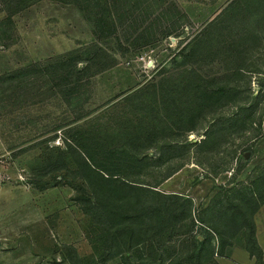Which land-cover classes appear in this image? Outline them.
I'll return each instance as SVG.
<instances>
[{
  "label": "rangeland",
  "instance_id": "1",
  "mask_svg": "<svg viewBox=\"0 0 264 264\" xmlns=\"http://www.w3.org/2000/svg\"><path fill=\"white\" fill-rule=\"evenodd\" d=\"M231 1L165 0L140 15L118 3L98 32L74 4L10 11L0 0V21L10 15L0 22V78L24 72L0 82V264H124L119 255L101 261L103 223L82 209L66 140L136 135L155 161L142 178L156 184L175 169L157 189L190 197L195 221L147 243L142 262L199 264L200 209L264 172V35L239 40V17L223 12ZM193 38L196 47L172 59ZM227 80L235 95L214 94ZM228 233L244 238L235 226ZM134 249L125 254L136 258Z\"/></svg>",
  "mask_w": 264,
  "mask_h": 264
},
{
  "label": "trees",
  "instance_id": "2",
  "mask_svg": "<svg viewBox=\"0 0 264 264\" xmlns=\"http://www.w3.org/2000/svg\"><path fill=\"white\" fill-rule=\"evenodd\" d=\"M2 1L6 9L15 11L39 0ZM57 1L76 5L88 20L96 24V29L100 32V28L109 29L112 25L113 9L118 3L125 4L124 12L129 15L135 13L140 15L143 8L159 7L165 0ZM161 9L166 15L170 6ZM227 11L228 14L239 17V40L250 37V42L251 40L257 42L264 35V0H232L223 10V12ZM8 19L10 15L0 22L4 23ZM181 23L180 17L174 29ZM195 47L196 38H193L186 42L172 59L176 60L180 51L190 52ZM252 48L248 52L251 53ZM249 67L250 65L239 66V73L242 74V69ZM84 68H88L87 63ZM23 74L22 68L17 69L13 73L2 75L4 77L0 78V82L5 86H11L16 79L22 78ZM228 84H230L228 80L224 84L217 83L212 90L213 93L219 96L235 95L236 84L233 86ZM262 87H264L263 82L258 89L261 90ZM139 125L142 126L141 131L150 130L146 126L148 123H139ZM139 138L140 135H136L134 140L127 139L121 143H114L113 140L105 143L91 136L76 142L66 140V148L76 166L72 173L75 179L81 181L82 187L84 186L83 191H86L85 195H87L79 198V201L84 203L82 209L94 217L97 216L103 223V231L99 235V240L104 245L102 262L119 255L124 264H146L142 262L141 253L144 252L143 247L147 243H151L165 233L172 235L177 225L183 221H187L190 227L195 225L192 216L193 200L190 197L157 189V184L171 175L175 169L169 170L156 184L147 183L142 178L141 169L147 165H154L155 161L143 153L147 145L136 141ZM170 146L174 147L171 142L168 144L169 148ZM263 201L264 172L240 188L231 186L224 192L218 193L212 201L203 206L198 213V239L194 240L197 242L194 254L198 263L208 261L209 264H216L213 259V243L216 242L217 253L223 254L226 246L231 245L235 236V232L228 233V228L235 226L236 230L243 231L246 249L255 256L258 264H262V250L255 237L253 213ZM132 248H135L134 259L129 254H125ZM170 264H181V260L171 259Z\"/></svg>",
  "mask_w": 264,
  "mask_h": 264
},
{
  "label": "crops",
  "instance_id": "3",
  "mask_svg": "<svg viewBox=\"0 0 264 264\" xmlns=\"http://www.w3.org/2000/svg\"><path fill=\"white\" fill-rule=\"evenodd\" d=\"M0 182V187L3 186ZM255 224V237L262 250L264 264V201L261 202L253 213ZM216 264H258L255 256L251 255L245 247L244 238L239 239V234L235 235L232 243L226 246L223 254L217 253L214 257Z\"/></svg>",
  "mask_w": 264,
  "mask_h": 264
}]
</instances>
